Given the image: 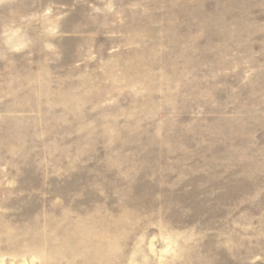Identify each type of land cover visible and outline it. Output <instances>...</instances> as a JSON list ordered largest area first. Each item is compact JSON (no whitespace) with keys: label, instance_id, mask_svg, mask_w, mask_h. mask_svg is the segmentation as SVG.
Listing matches in <instances>:
<instances>
[{"label":"rangeland","instance_id":"rangeland-1","mask_svg":"<svg viewBox=\"0 0 264 264\" xmlns=\"http://www.w3.org/2000/svg\"><path fill=\"white\" fill-rule=\"evenodd\" d=\"M0 264H264V0H0Z\"/></svg>","mask_w":264,"mask_h":264}]
</instances>
